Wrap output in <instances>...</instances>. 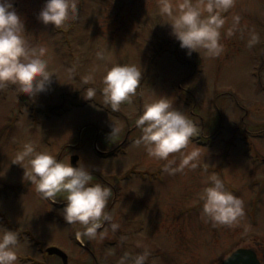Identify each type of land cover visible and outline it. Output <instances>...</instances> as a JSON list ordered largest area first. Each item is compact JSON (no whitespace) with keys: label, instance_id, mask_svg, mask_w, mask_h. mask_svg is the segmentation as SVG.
<instances>
[{"label":"rangeland","instance_id":"1","mask_svg":"<svg viewBox=\"0 0 264 264\" xmlns=\"http://www.w3.org/2000/svg\"><path fill=\"white\" fill-rule=\"evenodd\" d=\"M13 3L26 39L48 49L58 76L35 98L14 85L0 89V224L19 232L17 264H64L49 247L62 249L68 264H118L125 252L145 246L151 250L145 264H221L240 247H252L264 259V0H235L224 13L225 48L217 57L203 50L188 55L158 0H79V18L58 28L38 19L45 0ZM235 13L240 28L229 35ZM251 31L261 39L249 48ZM114 63L144 69L136 94L117 111L104 105L102 93V76ZM90 73L94 79L86 84L82 78ZM88 87L97 89L94 98H84ZM162 95L198 126L188 146L202 148L195 169L168 174L166 161L134 143L144 105ZM113 124L121 128L114 140ZM129 133L132 142L118 154L102 158L94 151L95 143L112 151ZM26 142L66 162L80 155L93 183L112 188L106 211L120 228L105 225L103 239L77 235L82 225L68 224L62 215L65 196L43 198L13 163ZM172 156L179 162L178 153ZM213 172L245 202V214L233 225L214 226L201 217L198 193Z\"/></svg>","mask_w":264,"mask_h":264},{"label":"clouds","instance_id":"2","mask_svg":"<svg viewBox=\"0 0 264 264\" xmlns=\"http://www.w3.org/2000/svg\"><path fill=\"white\" fill-rule=\"evenodd\" d=\"M158 3L162 18L171 24L172 34L188 55L196 51L201 56V50L209 57L223 53L225 45L221 30L228 20L224 13L234 7L235 0H179L178 3L158 0ZM79 11V0H45L38 19L45 25L51 23L58 28L69 20H77ZM240 22L241 16L233 14L232 25L227 30L229 35L239 30ZM25 31L24 20L13 0H0V89L14 85L18 92L23 90L35 98L50 88L54 74L57 79L58 76L49 67L48 49L30 44ZM260 39L258 32L251 31L247 46L251 48ZM96 55L103 58L104 50L97 51ZM69 71H74V66ZM143 71V67L134 63L106 66L102 76L104 105L117 111L123 102L131 101L141 85ZM82 79L87 84L94 76L90 73ZM96 93L95 87H88L83 96L90 99ZM135 123L141 132L134 141L135 145H143L150 157L166 161L163 165L165 172L175 174L199 166L202 148L188 150L198 126L185 112L174 107L167 95L146 103ZM120 131V126L113 124L110 139L114 140ZM172 153L179 154V162L176 156L169 158ZM13 163L25 169L24 180L27 178L35 185L43 198L57 201V194L65 196L62 215L68 224L82 225V231L77 235L103 239L107 235V226L113 232L120 228L119 222L106 211L112 188L93 183V171L79 162L73 165L71 156L66 162L50 152L38 151L32 142H26ZM207 181L198 193L203 201L201 217L214 226L238 222L245 214L244 200L228 189L218 173L210 174ZM19 244V232L0 224V264H17ZM137 244L141 246L139 242ZM150 255L151 250L145 246L142 252H125L118 264H145Z\"/></svg>","mask_w":264,"mask_h":264},{"label":"water","instance_id":"3","mask_svg":"<svg viewBox=\"0 0 264 264\" xmlns=\"http://www.w3.org/2000/svg\"><path fill=\"white\" fill-rule=\"evenodd\" d=\"M79 155L75 154L71 158V163L76 165ZM48 253L62 258L64 264H68V255L58 247H49ZM221 264H262L257 252L252 248L240 247L233 251Z\"/></svg>","mask_w":264,"mask_h":264},{"label":"flooded vegetation","instance_id":"4","mask_svg":"<svg viewBox=\"0 0 264 264\" xmlns=\"http://www.w3.org/2000/svg\"><path fill=\"white\" fill-rule=\"evenodd\" d=\"M129 136H130V133L127 135V137H126L127 139L118 146L117 150H120L123 146H126V145H128L131 142V141L128 142ZM109 155L110 154H104L102 156L106 157V156H109ZM248 248H252V247H248ZM256 252L258 254V257H259L260 261L262 262V264H264V259L260 256V253L258 251H256Z\"/></svg>","mask_w":264,"mask_h":264},{"label":"trees","instance_id":"5","mask_svg":"<svg viewBox=\"0 0 264 264\" xmlns=\"http://www.w3.org/2000/svg\"><path fill=\"white\" fill-rule=\"evenodd\" d=\"M9 86H11V85H9ZM9 86H8V88H9Z\"/></svg>","mask_w":264,"mask_h":264}]
</instances>
